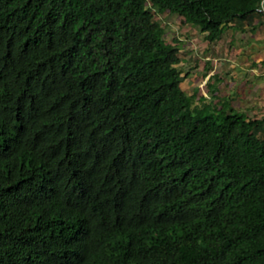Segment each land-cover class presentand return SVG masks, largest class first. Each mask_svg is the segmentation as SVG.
Returning <instances> with one entry per match:
<instances>
[{
	"label": "trees",
	"instance_id": "obj_1",
	"mask_svg": "<svg viewBox=\"0 0 264 264\" xmlns=\"http://www.w3.org/2000/svg\"><path fill=\"white\" fill-rule=\"evenodd\" d=\"M262 1L0 0V264H264V119L195 105L154 20Z\"/></svg>",
	"mask_w": 264,
	"mask_h": 264
},
{
	"label": "rangeland",
	"instance_id": "obj_2",
	"mask_svg": "<svg viewBox=\"0 0 264 264\" xmlns=\"http://www.w3.org/2000/svg\"><path fill=\"white\" fill-rule=\"evenodd\" d=\"M154 20L164 29V40L166 43H180L179 57L181 61L179 67L182 70L183 75L187 74L185 81L181 84V88L187 95L195 96V105L199 106L201 103V101L198 100L199 97H203L206 104L208 102L216 104L219 99L231 97L230 100L233 108L246 112L248 118L256 117L258 119H264V89L262 88V86H264V28L261 33L251 34V37L250 35H247L248 33L237 34L236 42H234L233 39H230L228 34H224L222 42L216 44V49H212L208 43L203 42L201 36L196 30L184 24L182 18L165 12L160 14L154 13ZM252 39L255 40L254 43L259 46V49H261L259 52L260 57L257 61L259 62L258 64H262V67L258 69L253 68L254 74L257 75L255 77L250 73L240 70V68L237 69L239 66H236L235 68L233 60L238 58L239 51L235 52V50L231 53L232 45L235 44V47H238L239 44H243V46H245L247 43L246 41ZM210 49L211 54L214 51L215 57H220V60L215 61L211 58V54L208 52ZM253 56L257 55L255 54ZM229 60L232 63H229ZM231 64L233 71H235L233 72L230 69L227 70L228 76L224 77V75L221 74L220 68L227 69L231 67ZM206 65H208L207 67L209 68L214 67L212 73L207 79V81L209 80L208 82H206L205 79L207 73L204 68ZM231 73L235 75H232ZM243 74L246 76L248 75V84L239 83L235 87L233 80L229 78V75L234 78L237 77L239 78L238 81H241V76ZM209 84L213 89L209 87ZM236 91L240 92L237 93ZM248 106H253V108L248 109Z\"/></svg>",
	"mask_w": 264,
	"mask_h": 264
},
{
	"label": "crops",
	"instance_id": "obj_3",
	"mask_svg": "<svg viewBox=\"0 0 264 264\" xmlns=\"http://www.w3.org/2000/svg\"><path fill=\"white\" fill-rule=\"evenodd\" d=\"M260 22H259V20L258 19H254V21H253V23H252V25L251 26H249L248 24L246 25V27L244 28V30L245 31H241V30H237V31H235V32H233L232 30H230V29H227L226 31H225V35L226 34H228V36H229V38L230 39H233L234 40V42H236L235 40L237 39L236 37V35L237 34H245V33H248L247 35H250V37H251V34H258V33H261V31L263 30V28H264V26L263 27H261V28H256V29H254L255 27H257V25L259 24ZM224 36V35H223ZM223 40V39H222ZM222 40L221 41H219V42H217V43H214V44H211L210 46H211V48L213 49H216V44H219V43H221L222 42ZM254 39H252V40H249V41H246L247 43H246V45L245 46H243V44H239V46L238 47H235V44L234 45H232V51H231V53L233 52V51H235V52H238L239 51V55H238V58L236 59V60H233V63L235 64V68H236V66H239V67H237V69L238 68H240V70H243L244 72H246V73H250L251 75H253V77H255V76H257V75H255L254 74V70H253V68H260V67H262V64L260 65V64H258L259 62L257 61V59H259V52L261 51V49H259V46H257V44H255L254 43ZM205 43V42H204ZM237 44V43H236ZM250 45H251V47H250ZM252 45H254V46H252ZM250 47V48H249ZM211 51V49L208 51V52H210ZM213 51V50H212ZM257 55V56H253V55H255V54ZM210 54H211V52H210ZM215 52L213 51V53L210 55L211 56V58L213 59V60H220L219 58L220 57H215ZM235 54H237V53H235ZM263 58V57H262ZM264 59V58H263ZM262 60V59H261ZM230 61V60H229ZM262 62H263V60H262ZM229 63H232L231 61L229 62ZM247 63V64H246ZM255 63H257V64H255ZM263 65H264V62H263ZM213 69H214V67H212L209 71H208V73H207V75L205 76V79H206V82H208L207 81V79L209 78V75L212 73V71H213ZM221 69V74L222 75H224V77H226V76H228L227 75V73H228V71L227 70H232L233 71V68H232V64H231V67H229V68H227V69H223L222 67L220 68ZM235 71V70H234ZM233 71V72H234ZM232 75H235V74H233V73H231ZM248 76V75H247ZM247 76L245 75V74H243L241 77H242V80L241 81H238L239 80V78H237L236 76V78H234L233 76H231V75H229V78L230 79H232L233 80V84H234V86L236 87L237 86V84H239V83H245V84H248L247 82H249V78H247ZM262 88L264 89V86H262ZM264 91V90H263ZM237 92V91H236ZM238 92H240V91H238ZM237 92V93H238ZM233 94V93H232ZM244 94V93H243ZM232 98H233V96H232ZM251 108H253V106H248V109H251ZM247 109V110H248Z\"/></svg>",
	"mask_w": 264,
	"mask_h": 264
},
{
	"label": "built area",
	"instance_id": "obj_4",
	"mask_svg": "<svg viewBox=\"0 0 264 264\" xmlns=\"http://www.w3.org/2000/svg\"><path fill=\"white\" fill-rule=\"evenodd\" d=\"M258 10H259V12L262 13L263 16H264V0L261 2L260 7H259Z\"/></svg>",
	"mask_w": 264,
	"mask_h": 264
}]
</instances>
